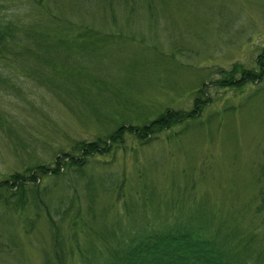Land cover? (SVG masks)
<instances>
[{"label":"rangeland","instance_id":"rangeland-1","mask_svg":"<svg viewBox=\"0 0 264 264\" xmlns=\"http://www.w3.org/2000/svg\"><path fill=\"white\" fill-rule=\"evenodd\" d=\"M23 2L0 0V6L20 12L24 21L42 18L39 11H22ZM44 4L70 30L94 32H56L34 53L22 50L12 80L17 90L0 94L6 123L0 128V181L36 164L51 165L76 141L106 138L121 124L141 125L168 108L189 110L200 91L209 104L196 120L147 143L125 134L116 153L96 157L98 165L83 179L72 181L70 173L40 179V187L50 189L45 204L53 224L44 207L36 211L27 199L3 193L0 264H43L57 232L75 252L69 264H80L88 245L104 249L105 235L127 238L137 225L164 218L170 224L173 217L236 232L252 241L242 251L247 264H264V79L242 89L212 83L219 69L256 68L264 0ZM60 86L71 92L57 93Z\"/></svg>","mask_w":264,"mask_h":264},{"label":"trees","instance_id":"trees-1","mask_svg":"<svg viewBox=\"0 0 264 264\" xmlns=\"http://www.w3.org/2000/svg\"><path fill=\"white\" fill-rule=\"evenodd\" d=\"M125 1L129 3V0ZM149 1L146 0L147 5ZM23 6L25 9L22 8V11L30 15L39 11L42 18L38 20L29 18L24 21L20 12L9 13L5 7L3 11L0 6V94H7L10 89L17 90L12 80L16 79L23 49L34 53L33 48L36 45L48 41L52 33L56 32L67 33V36L73 32L72 34H76L77 37L94 32L85 26L76 31L70 30L73 26L64 18L55 16L44 4V0H25ZM58 42L62 43L64 40L59 37ZM217 73L220 77L212 83L219 88L242 89L248 83H260L264 79V45L257 55L255 69L246 70L235 64L232 69L227 71L219 69ZM60 89L71 92L70 86L69 89L66 86L55 87L54 90L58 93ZM199 93L200 97L189 110L168 108L141 125L121 124L106 138L76 141L71 147V152H60V156L55 157L51 165L36 164L23 171L11 173L7 179L0 181V199L5 197L3 193L6 192L9 197H19L22 201L27 199L36 211L44 207L47 218L53 224L48 212L49 206L45 204V201L46 203L49 201L50 189L40 187V179L52 177L57 180L68 173L72 181L77 178L83 179L88 168L98 165L96 157L116 153V149L124 143L125 134L132 135L139 143H147L150 138H156L177 125L196 120L204 106L209 104V99L202 91ZM61 103L67 107L62 100ZM5 125L4 119L0 116V128H5ZM164 219L166 221L156 219L153 224L137 225L127 238L119 239L117 235L112 238L104 234L106 236L104 249L94 250L88 245L86 254H80L79 263L247 264L242 251L252 245L251 240H246L245 237L238 238L234 231L222 232L219 225L212 227L208 221H198L193 217L184 222L173 217L170 224L167 222L168 219ZM57 233L51 245V256L45 255L43 264H69V259H73L75 252L69 249L71 246L60 239ZM260 250L264 253V245Z\"/></svg>","mask_w":264,"mask_h":264}]
</instances>
